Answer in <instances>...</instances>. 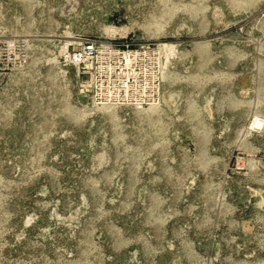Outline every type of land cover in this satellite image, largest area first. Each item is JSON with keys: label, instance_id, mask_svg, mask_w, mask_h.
Returning a JSON list of instances; mask_svg holds the SVG:
<instances>
[{"label": "rangeland", "instance_id": "rangeland-1", "mask_svg": "<svg viewBox=\"0 0 264 264\" xmlns=\"http://www.w3.org/2000/svg\"><path fill=\"white\" fill-rule=\"evenodd\" d=\"M0 264H264V0H0Z\"/></svg>", "mask_w": 264, "mask_h": 264}, {"label": "built area", "instance_id": "built-area-1", "mask_svg": "<svg viewBox=\"0 0 264 264\" xmlns=\"http://www.w3.org/2000/svg\"><path fill=\"white\" fill-rule=\"evenodd\" d=\"M88 46L83 47V51L81 53H75L74 58L76 61H81L82 58L86 57L88 52L92 51V46L87 43Z\"/></svg>", "mask_w": 264, "mask_h": 264}, {"label": "bare ground", "instance_id": "bare-ground-1", "mask_svg": "<svg viewBox=\"0 0 264 264\" xmlns=\"http://www.w3.org/2000/svg\"><path fill=\"white\" fill-rule=\"evenodd\" d=\"M259 123H260V122L258 121L257 124H259ZM260 124H261V123H260ZM260 124H259V125H260ZM259 125H257V126H259Z\"/></svg>", "mask_w": 264, "mask_h": 264}]
</instances>
